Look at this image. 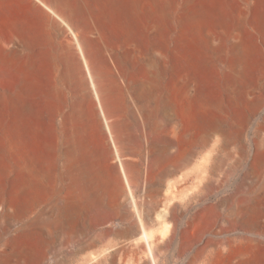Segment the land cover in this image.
<instances>
[{"label": "bare ground", "instance_id": "6f19581e", "mask_svg": "<svg viewBox=\"0 0 264 264\" xmlns=\"http://www.w3.org/2000/svg\"><path fill=\"white\" fill-rule=\"evenodd\" d=\"M30 1L53 29L47 36L10 34L17 24L0 20V103L21 113L16 132L0 141V264H37L43 242L63 250L78 240L92 250L85 264H121L123 254L128 264H159L180 239L182 252L204 242L192 264H256L264 177L250 161L253 146L254 164L264 166V122L255 141L250 128L264 96L248 85L255 50L243 24L252 7L264 12V0H243L229 34L226 0H198L188 18L201 36L178 38L177 61L168 44L171 0ZM201 18L214 26L200 27ZM41 41L60 111L54 126L32 116V95L48 85L37 73ZM215 67L226 71L227 98L208 87ZM231 157L241 180L225 191L216 175ZM238 230L247 246L235 261L230 235Z\"/></svg>", "mask_w": 264, "mask_h": 264}, {"label": "rangeland", "instance_id": "374dc122", "mask_svg": "<svg viewBox=\"0 0 264 264\" xmlns=\"http://www.w3.org/2000/svg\"><path fill=\"white\" fill-rule=\"evenodd\" d=\"M185 1L186 0H171V4H172L170 6L171 17L169 21L170 22L169 30L171 34H170L168 44H169V49L171 51L174 61H177L183 52V48H181V45L178 42V38L181 35H185L187 38H190L192 36H196V37L201 36V33L197 34V32H195L194 30L192 31V28L190 26V20L188 18V14L190 12H196L200 8V2L198 0H194V1L189 0L187 3H185ZM30 3H31L30 0H0V17H1L0 20L4 19V17L5 18L7 17L6 19H10L12 23L17 24V25H14V24L11 25L10 34H13V33L20 34L21 33V35L25 34V35H29L32 37L36 36V34H44V36H47L49 32H51V30L53 29L50 28L51 30H48L44 22V19L46 20L45 18L46 16L41 14L42 12L39 13V10L37 8L35 9V7H33V5ZM39 4L40 6H42V8H44V10H47L48 12H50V10L47 9V7H45L43 4L41 3ZM24 6H27V7H24ZM28 6L32 9H30ZM22 7L26 9L25 10L20 9ZM244 7H245V3L243 2V0H226L225 6H224L225 21H226L225 26H224V31L226 34L231 33L238 26V16L237 15H238V12L241 10V8H244ZM27 8H28V11H26ZM12 10H14L15 12L13 11L14 12L13 13ZM16 10L18 12L21 10V12L19 13L22 16H20ZM24 11L26 12V15L25 13H23ZM28 12L30 13V16H34V17L31 18L28 15ZM21 13H23L24 15ZM50 13L53 14L52 12ZM37 14L40 16H37ZM23 16L24 18L28 16L26 18L27 20L22 19ZM29 17L32 19V20L30 19L31 21V22L29 21L30 23L28 22ZM37 17H39V19ZM54 17L59 19L55 15ZM36 20H39L41 22L36 21ZM212 20L211 18H201L199 20V23L201 25L200 27H202V25H205V24L214 26V21ZM37 25H40L42 27L37 26ZM44 26L45 28L43 29ZM13 27L15 28L18 27L17 28L18 31L15 28L13 29ZM243 29L245 31V34L248 40L251 42L255 50L253 54V61H252L253 63L251 65V69L249 73L248 85L252 91L253 96L261 95V94L264 96V88L260 84V77L262 76L264 77V12H263L262 7L254 6L248 11V17L245 23L243 24ZM41 42H36V48L34 49L35 58L37 59V62H38L37 63V70H38L37 73L40 77L44 79V81L48 85H47V88L38 90L34 92V94L32 95L31 97V104L33 106L32 116L34 115L33 117L35 118L36 115H39L42 118V120L45 121V124H47V126H50V125L54 126L55 124L54 122L56 121V119H59V117L57 116H60L58 115L60 114L59 113L60 111H59L58 102L56 101L55 98H53V96L50 94L48 90L53 74H51L52 73L50 70L51 67L49 66L50 64H48V62H47V65L49 67L46 66V59L44 58L45 57L44 55L47 49L44 44L45 42L43 43ZM201 48L203 51L211 50L210 46L205 43L201 44ZM225 77H226V71L220 67H215L214 69L210 71V75L207 77V84H208L209 89L212 91L213 95L218 96V97L227 98V90L225 87ZM9 106L10 105L6 107L4 104L0 103V128L2 129V133L0 134L1 142L2 140L7 139V134H8L7 132L11 134H13V130L14 132H16V129L18 128V125H19V120L21 119L20 111H18L14 107H11V106L9 107ZM262 122H264V109L259 108V109H256L252 113V116H251L250 134L254 141L256 137L254 128L260 126ZM11 134H8V135H11ZM2 136L5 138H3ZM16 137L18 138V136ZM20 143L22 144V146L25 145L22 142ZM20 143L19 145L21 147ZM251 155H252L251 156L252 159L250 161V165L252 167L254 166L257 169V172L260 173V176H262L263 178L264 177V166L254 164V159H253L254 158L253 157L254 147L253 146H251ZM5 165H6V162L3 159H0V168L1 169L5 168L4 167ZM240 175H241V170L236 166L234 162V158L231 157V158H228L227 161L223 164V166L217 171L216 176L219 179H223L224 183H223L222 188L225 191H234L241 180ZM43 198H45V196ZM44 200H45V203L43 201V204L45 205L47 204L49 199H47V196H46V199ZM191 214L192 213H188L182 217L181 226H183V224L187 220H189ZM117 223H118L117 227L121 228L123 226L122 224L124 223V221L119 220L117 221ZM98 231H100V229L94 230L91 232L88 231V238L96 235ZM213 237H215V235ZM220 237L225 239L228 237V234L224 233ZM230 237L235 238V244H234L235 254L233 255V258L235 257L234 260L238 261L240 259L239 257L236 256L238 250L240 248H244L247 246L246 235L242 231L238 230V231L231 233ZM181 242H182V239H180L178 242H174V244L172 243L170 247L167 248L163 256L161 257L159 264H192L191 262L193 261L192 258H194V256L197 254L198 248L201 245L204 246L203 245L204 242H201V243L196 242L195 246L192 249L182 252L180 248ZM43 243L45 244V246L44 244L39 245L40 246L39 247V257H40L39 261L40 262L38 261L37 264H85V261H86L85 256H86L87 251L88 253L92 251L91 248L89 247L87 249L86 248L84 249L85 241L83 240L75 241L71 243L69 247H66L63 250H60V249L58 250L57 248L48 249V247H46L47 246L46 243L45 242ZM40 248H44V250L41 249L42 251H40ZM45 249L47 250V252ZM254 252H253L254 262L256 264H264V243L261 244L256 250H254ZM124 255L127 258V262L130 263L131 261L130 262L128 261V258L130 257V255L123 254L121 257H124ZM41 257L42 258L44 257L45 259L44 258L42 259ZM125 257L121 258L122 260L124 259L123 262L124 261L126 262ZM123 262H121V264ZM125 262L123 264H128L127 262L126 263ZM140 264H144V262L140 261Z\"/></svg>", "mask_w": 264, "mask_h": 264}]
</instances>
